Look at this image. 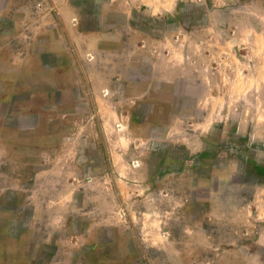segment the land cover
Returning a JSON list of instances; mask_svg holds the SVG:
<instances>
[{
  "label": "rangeland",
  "instance_id": "obj_1",
  "mask_svg": "<svg viewBox=\"0 0 264 264\" xmlns=\"http://www.w3.org/2000/svg\"><path fill=\"white\" fill-rule=\"evenodd\" d=\"M0 264H264V0H0Z\"/></svg>",
  "mask_w": 264,
  "mask_h": 264
},
{
  "label": "crops",
  "instance_id": "obj_2",
  "mask_svg": "<svg viewBox=\"0 0 264 264\" xmlns=\"http://www.w3.org/2000/svg\"><path fill=\"white\" fill-rule=\"evenodd\" d=\"M102 92H100L99 93V95H102L101 94ZM111 94H112V97H111V95H110V97H108V98H105V97H103L102 99H104V100H108V101H111V99H112V101H114V97H113V92H111ZM95 99H96V101L98 100V95H96V97H95ZM115 106V105H114ZM99 107V114H100V119H101V125H102V127L104 128V129H106V124H107V121H106V117H104L101 113L103 112L102 111V105L99 103V104H97V108ZM58 143V147H60V146H62L64 143H66V142H64V141H60V142H57ZM80 148V147H79ZM80 151V150H79ZM121 153V152H120ZM121 156H126V154L125 153H123V154H121ZM117 157V159H114V158H112V155H111V162H112V164H114V163H117V161H118V156H116ZM115 157V158H116ZM116 170V171H115ZM114 171L116 172V177H119V174H120V171H118V169H115ZM119 172V173H118ZM146 174H144V176H145ZM117 179V178H116ZM78 191H84L83 193H86V191H87V189L85 188V189H82V190H78Z\"/></svg>",
  "mask_w": 264,
  "mask_h": 264
}]
</instances>
